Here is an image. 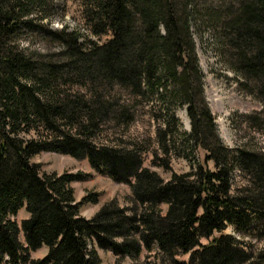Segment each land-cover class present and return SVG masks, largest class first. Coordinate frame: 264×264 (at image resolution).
<instances>
[{
  "label": "trees",
  "instance_id": "trees-1",
  "mask_svg": "<svg viewBox=\"0 0 264 264\" xmlns=\"http://www.w3.org/2000/svg\"><path fill=\"white\" fill-rule=\"evenodd\" d=\"M215 1L218 12L201 0H78L92 36H111L98 43L82 42L67 26L50 29L53 0H0V264H102L97 248L112 251L115 264L155 248V261L145 264H264V249L225 234L231 227L264 241V108L233 120L258 139L223 143L193 32L212 33L240 87L264 105V0ZM34 33L63 47L61 62L23 46ZM143 102L163 156L137 142L96 145L108 121L134 122ZM179 110L190 132L181 129ZM41 153L87 159L129 186L126 204L115 198L83 217L99 194L77 202L72 184L86 176L43 172L32 162ZM150 153L152 165L172 172L169 180L144 166ZM173 156L191 170L173 172ZM22 209L28 218L19 225ZM43 247L45 257L32 259Z\"/></svg>",
  "mask_w": 264,
  "mask_h": 264
},
{
  "label": "rangeland",
  "instance_id": "rangeland-1",
  "mask_svg": "<svg viewBox=\"0 0 264 264\" xmlns=\"http://www.w3.org/2000/svg\"><path fill=\"white\" fill-rule=\"evenodd\" d=\"M57 4V8L54 11V21L50 26L52 30H61L64 26H67L69 31H78L83 36L81 41L85 39L94 40L98 43H104L111 39L110 35L102 38L93 37L89 28L83 19L82 8L78 0H53ZM232 2V0H226ZM214 4V8L218 12L217 6L220 2L215 0H201L200 5ZM26 32V29H22ZM194 40L196 43V51L199 58L200 67L204 73V95L205 99L211 109L213 116L215 117V123L223 143L229 148L237 147L244 136H256L251 130H247L244 126L238 131L235 127L233 120H237L238 116L243 114H252L256 111H260L264 108V105L258 101L254 96L246 93L242 87H240L239 77L229 68L220 57L219 49L216 46L213 35L211 32L205 29L197 32L194 29ZM23 46L28 47L31 50H35L45 56L46 62H58L60 60V53L63 47L52 38L40 37L37 33L32 36L28 35L23 41ZM59 72V71H58ZM61 74V73H60ZM63 75V74H61ZM66 77V76H64ZM71 86L68 85L65 89L70 90ZM71 90L77 92L79 90L84 91L76 86ZM70 90V92H72ZM73 93V92H72ZM119 95L122 99L128 98V93L124 90L119 91ZM137 112V113H136ZM135 121L130 122L128 125L125 122L108 121L104 125L103 131L100 136L95 139L97 146H129L132 142L140 143L144 147H149V152L155 151L159 156H163L156 145L155 132L157 124L151 120L149 115V109L145 105L137 107ZM177 117L180 119L181 129L186 132H190L189 120L185 110H179ZM189 127V128H188ZM264 139V138H263ZM261 138V142L264 144V140ZM145 167L159 173L162 178L169 180L172 172L165 171L163 168L154 166L151 164L153 156L150 154L144 155ZM203 153L199 152L196 155L198 161H203ZM35 164H40L42 171L46 173H83L86 178L82 181H78L72 184L75 190V198L77 202H80L83 197L90 192H96L99 194L98 205H84L81 209V215L87 219L91 218L99 208L112 199H118L122 205L126 204L128 196L131 194L129 186L120 184L113 181L109 176L102 174L101 172L94 170L87 159L78 160L64 154L56 153H41L32 159ZM157 162H159L157 160ZM212 168V165H210ZM171 168L173 172L178 174L187 173L191 170L190 163L184 158L173 156L171 159ZM240 178L237 179L239 181ZM166 210L167 207L163 206ZM28 218V214L25 209L19 211L16 221L21 225L22 221ZM225 234L233 235L236 238H240L244 242H251L255 251L264 249V241L256 240L252 236H241L233 228H228ZM218 236V234H215ZM21 240L24 241L21 235ZM203 243H207V240H203ZM157 249L155 248L152 253L144 252L143 256L137 261L133 262L130 258L125 257L122 259L121 264H145V262H154ZM97 252L101 259L102 264H115L117 257L110 250H102L97 248ZM47 254V248L33 252L31 254L32 259H42ZM182 260H188L189 255L181 256Z\"/></svg>",
  "mask_w": 264,
  "mask_h": 264
},
{
  "label": "water",
  "instance_id": "water-1",
  "mask_svg": "<svg viewBox=\"0 0 264 264\" xmlns=\"http://www.w3.org/2000/svg\"><path fill=\"white\" fill-rule=\"evenodd\" d=\"M190 126V125H189Z\"/></svg>",
  "mask_w": 264,
  "mask_h": 264
}]
</instances>
